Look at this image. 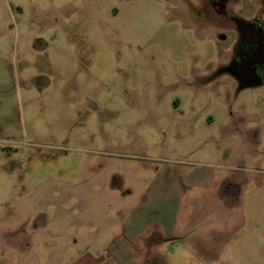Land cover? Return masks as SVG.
Returning a JSON list of instances; mask_svg holds the SVG:
<instances>
[{"label":"rangeland","instance_id":"1","mask_svg":"<svg viewBox=\"0 0 264 264\" xmlns=\"http://www.w3.org/2000/svg\"><path fill=\"white\" fill-rule=\"evenodd\" d=\"M255 19L0 0V264H264V82L225 70Z\"/></svg>","mask_w":264,"mask_h":264},{"label":"flooded vegetation","instance_id":"2","mask_svg":"<svg viewBox=\"0 0 264 264\" xmlns=\"http://www.w3.org/2000/svg\"><path fill=\"white\" fill-rule=\"evenodd\" d=\"M238 23V42L225 70L244 85L264 82V27L256 19Z\"/></svg>","mask_w":264,"mask_h":264},{"label":"crops","instance_id":"3","mask_svg":"<svg viewBox=\"0 0 264 264\" xmlns=\"http://www.w3.org/2000/svg\"><path fill=\"white\" fill-rule=\"evenodd\" d=\"M130 235H131L132 240H136V239L141 237V232L136 231V230H131ZM171 238L172 237H168L167 239H170L171 241H173V239H171ZM111 245H113V244H111ZM128 247L130 249V245ZM115 248H116V246H115ZM118 249L122 250V248L119 247V248H116L114 251H118ZM99 262L100 261H98V260H94V259H90V258H82V259L74 260L71 264H98ZM101 264H104V262Z\"/></svg>","mask_w":264,"mask_h":264},{"label":"water","instance_id":"4","mask_svg":"<svg viewBox=\"0 0 264 264\" xmlns=\"http://www.w3.org/2000/svg\"><path fill=\"white\" fill-rule=\"evenodd\" d=\"M253 85H255V84H253Z\"/></svg>","mask_w":264,"mask_h":264}]
</instances>
